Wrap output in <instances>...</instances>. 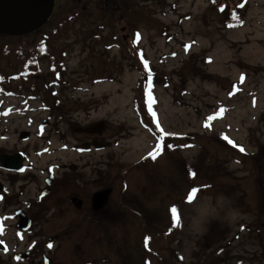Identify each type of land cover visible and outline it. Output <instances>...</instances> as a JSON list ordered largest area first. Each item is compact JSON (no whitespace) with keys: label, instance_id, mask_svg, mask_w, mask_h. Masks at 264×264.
I'll list each match as a JSON object with an SVG mask.
<instances>
[{"label":"rangeland","instance_id":"obj_1","mask_svg":"<svg viewBox=\"0 0 264 264\" xmlns=\"http://www.w3.org/2000/svg\"><path fill=\"white\" fill-rule=\"evenodd\" d=\"M58 1L57 24L71 9L70 0ZM78 1L87 11L102 2ZM212 3L110 0L107 8L125 11L115 13L119 21L106 23L93 10L99 15L86 13L50 40L64 52L61 79L45 59L39 78L12 82L15 96L0 89V152L26 150L38 159L36 149L46 140L35 135L45 119L57 147V111L49 106L45 77L54 101L60 98V163L95 165L96 176H110L118 224L102 245L90 241L95 250H83L81 262L264 264V0H223L242 8L238 27ZM50 24L28 43L37 33L51 38ZM25 41L4 38L0 46ZM6 64L0 57V73L11 76L20 68ZM28 95L36 97L30 107ZM146 101L158 134L141 119L138 103ZM99 122L111 146L84 155L78 147L85 138L75 129ZM25 131L33 136L27 148ZM89 170L86 175L96 178ZM71 223L67 211L60 228ZM80 237L65 244L79 246Z\"/></svg>","mask_w":264,"mask_h":264},{"label":"flooded vegetation","instance_id":"obj_2","mask_svg":"<svg viewBox=\"0 0 264 264\" xmlns=\"http://www.w3.org/2000/svg\"><path fill=\"white\" fill-rule=\"evenodd\" d=\"M39 130L33 135L39 140L45 139L46 144L36 149L38 159H31L26 150L0 152V264H93V261L81 262L79 257L85 249L95 250V245L92 244L93 247L90 243L93 238L99 239L102 245L105 236H110L113 217L110 176L107 172L96 176L95 165L89 170L90 165L60 163L59 96L55 132L57 147L54 148L50 139L53 135L50 120L45 119ZM80 135L85 142L79 145V149L81 146L83 150L84 146L88 151L83 152L84 155L102 152L93 146L96 142L106 143L103 130L95 135L84 132ZM32 137L28 132L26 148ZM54 153L56 158H41ZM18 155L21 156L19 159L16 158ZM6 157L11 158L12 165L18 162L20 169L7 167ZM88 170L96 178L86 175ZM106 193L109 194L104 202L96 201L99 195ZM67 211L72 215L71 226L60 228V220ZM80 235L79 246L65 244Z\"/></svg>","mask_w":264,"mask_h":264},{"label":"trees","instance_id":"obj_3","mask_svg":"<svg viewBox=\"0 0 264 264\" xmlns=\"http://www.w3.org/2000/svg\"><path fill=\"white\" fill-rule=\"evenodd\" d=\"M107 2H110V0H102L100 5L98 7L104 6L102 9L103 13H105L107 16L104 19V22L106 23H112L117 21V15L115 14L117 11H121L123 15V11L117 6H112L107 8ZM223 0H213V6L218 8L221 13L228 16L227 24L232 27H238L242 25V19H241V9L238 7H231L225 4H222ZM105 9V10H104ZM111 11V12H109ZM68 14L62 16L63 18H67L63 23L57 24L55 20L51 21L50 24V32H52L53 36L50 38L48 34L42 32V35L47 36V38L43 36H39V33H37L36 42L34 43H28L25 41V46H0V57L7 63L6 66L9 64L17 65L20 67L17 71V73H13L15 75L17 81H30L31 79L35 80L39 78L41 72V65L44 63L45 59H48L50 61L51 68L54 70L57 68V65L60 64V67L62 65V61L59 59V57L64 55V52L61 51L57 47H54L51 44V39L57 35L60 34V29L64 28L65 25H72L73 21L76 22L78 18L85 15L86 12L83 11H77L76 9H71L67 11ZM94 15H98L95 13ZM60 20V18H59ZM116 20V21H115ZM101 36H95V38H100ZM4 38H0V44H2V40ZM24 39V38H23ZM102 39V37H101ZM21 40V39H18ZM60 55V56H59ZM59 56V57H58ZM1 66V65H0ZM12 75L3 74L0 73V89H6L4 82L8 81L10 83ZM42 82L44 83V87L46 88L48 92V80L45 79V77H41ZM7 90V89H6ZM141 115L147 120L148 126L150 129H152L156 134H158L157 127L152 123V120L149 119V116L145 110L144 107L141 108ZM171 140V139H169ZM168 140V141H169ZM167 141V142H168ZM166 142V143H167Z\"/></svg>","mask_w":264,"mask_h":264},{"label":"water","instance_id":"obj_4","mask_svg":"<svg viewBox=\"0 0 264 264\" xmlns=\"http://www.w3.org/2000/svg\"><path fill=\"white\" fill-rule=\"evenodd\" d=\"M54 6L55 0H0V36L23 37L38 31L50 20ZM102 127L103 124H99L85 131L93 134ZM9 161L7 158V167L19 168L18 162L12 165ZM107 196L100 195L96 201L102 203Z\"/></svg>","mask_w":264,"mask_h":264},{"label":"snow or ice","instance_id":"obj_5","mask_svg":"<svg viewBox=\"0 0 264 264\" xmlns=\"http://www.w3.org/2000/svg\"><path fill=\"white\" fill-rule=\"evenodd\" d=\"M226 139H227V138H226ZM229 143H231V141H229ZM241 151H243V149H241ZM195 191H196V190L193 189V194L195 193ZM189 199H191V195H190ZM172 212H173V218L176 219V218H177L176 215H175V214H176V209L173 208V209H172Z\"/></svg>","mask_w":264,"mask_h":264}]
</instances>
